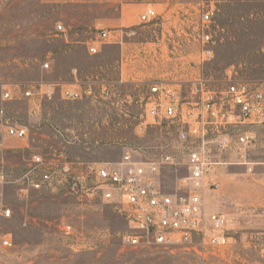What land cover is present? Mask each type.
I'll use <instances>...</instances> for the list:
<instances>
[{
    "label": "rangeland",
    "instance_id": "1",
    "mask_svg": "<svg viewBox=\"0 0 264 264\" xmlns=\"http://www.w3.org/2000/svg\"><path fill=\"white\" fill-rule=\"evenodd\" d=\"M147 8L155 18L143 22ZM208 9L216 20L214 57L203 62L197 31ZM100 29L111 38L100 40ZM90 40L100 49L96 55L87 51ZM230 79L264 83V0H0V98L3 87L13 90L9 113L30 133L27 144L8 142L5 163L14 178L36 153H63L86 170L126 153L153 159L154 147L164 145L178 162L161 172L173 191L188 174L175 127L149 118L139 131L148 85L188 89L205 80L218 89ZM40 82L56 89L36 116L16 85ZM63 87L91 91L64 100ZM251 128L252 160L264 162V125ZM256 167L255 174L245 166L219 167L221 187L208 202L227 214L231 232L228 244L205 259L179 247L125 244L126 220L100 199L80 200L65 188L19 197L9 185L4 204L12 214H0V264H264V166Z\"/></svg>",
    "mask_w": 264,
    "mask_h": 264
},
{
    "label": "built area",
    "instance_id": "2",
    "mask_svg": "<svg viewBox=\"0 0 264 264\" xmlns=\"http://www.w3.org/2000/svg\"><path fill=\"white\" fill-rule=\"evenodd\" d=\"M155 18L152 8L145 9L141 21ZM216 24L213 10L200 16L197 36L201 46V60L214 57L212 29ZM58 30L64 31L62 25ZM98 38H111V31L100 29ZM91 55L100 49L96 40L86 43ZM45 68L49 64H44ZM86 82V81H85ZM86 84H88L86 82ZM21 98L27 100L29 113L39 115L42 100L55 94V84L30 83L19 87ZM15 87V88H16ZM90 89L63 87L64 100H77ZM139 131L149 118L156 125H173L181 145L188 174L179 187L166 190L161 181L164 166L176 165V156L157 145L155 158L134 159L126 153L120 160L98 163L86 170L63 153L51 156L33 154L26 170L12 177L5 163L9 141H30L27 126L15 121L8 103L14 99L13 90L3 87L0 98V214L9 217L12 210L4 204V189L17 187L19 197L30 190L61 191L80 200L100 199L114 205L127 222L122 241L134 248H182L199 258L214 255L228 244L229 219L227 214L214 209L208 202L213 192L221 187L219 167L245 166L249 174L264 162L252 160L251 150L256 145L251 127L264 125V83L234 79L225 87L211 89L205 80L193 83L188 89L165 81L148 85ZM146 126V125H145ZM28 146V145H27ZM70 188V189H67ZM69 234L71 226L65 225ZM4 245L9 240L3 241Z\"/></svg>",
    "mask_w": 264,
    "mask_h": 264
},
{
    "label": "crops",
    "instance_id": "3",
    "mask_svg": "<svg viewBox=\"0 0 264 264\" xmlns=\"http://www.w3.org/2000/svg\"><path fill=\"white\" fill-rule=\"evenodd\" d=\"M99 52H100V51H99ZM99 52H98V53H99ZM98 53H97V54H98ZM95 55H96V54H95ZM69 83H71V84H74V85H75V83H74V82H69Z\"/></svg>",
    "mask_w": 264,
    "mask_h": 264
},
{
    "label": "trees",
    "instance_id": "4",
    "mask_svg": "<svg viewBox=\"0 0 264 264\" xmlns=\"http://www.w3.org/2000/svg\"><path fill=\"white\" fill-rule=\"evenodd\" d=\"M86 81V80H85Z\"/></svg>",
    "mask_w": 264,
    "mask_h": 264
}]
</instances>
